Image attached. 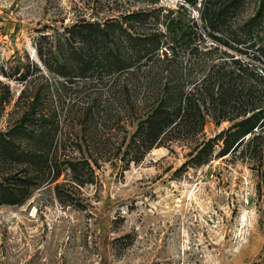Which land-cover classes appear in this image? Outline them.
I'll return each mask as SVG.
<instances>
[{"label":"rangeland","instance_id":"374dc122","mask_svg":"<svg viewBox=\"0 0 264 264\" xmlns=\"http://www.w3.org/2000/svg\"><path fill=\"white\" fill-rule=\"evenodd\" d=\"M201 2L179 9L182 0H0V264H264L261 128L242 135L246 117H208L204 163L198 145L185 141L135 161L128 146L139 119L119 133L99 123L86 136L79 116L91 81H66L37 52L54 51L75 23L128 21L162 7V15L194 18L201 46L237 59L264 84V26L253 34L242 27L261 0H245L205 35ZM5 141L29 153L51 145L52 171L16 162ZM81 162L75 173L70 163Z\"/></svg>","mask_w":264,"mask_h":264},{"label":"trees","instance_id":"16d2710c","mask_svg":"<svg viewBox=\"0 0 264 264\" xmlns=\"http://www.w3.org/2000/svg\"><path fill=\"white\" fill-rule=\"evenodd\" d=\"M182 1L179 9H184L185 3L197 4V0ZM217 4L216 0L201 2L203 35L208 29H218L229 12L246 8L245 0ZM163 10L161 7L130 13L128 21L75 23L64 29L54 51L48 49L50 56L41 45H37V52L43 64L66 81H91L92 88L84 95L79 116L86 136L99 123L119 133L125 131L124 122L139 119L128 146L135 161L155 147L185 141L198 145L197 162L204 163L202 156L212 147L211 139H203L208 117L217 123L246 117L237 125L238 130L243 128L242 135L254 128L264 131V119L257 118L264 113V84H255L251 79L254 73L237 59L217 57L213 47L201 46L194 18L185 21L179 10L176 16L170 15L172 10L160 14ZM261 25L264 26V0L242 27L246 34H253ZM260 52L264 56V45ZM97 134L90 141L101 140ZM5 144L13 148L9 152L16 162L36 167L43 162L52 171L51 145L42 154L26 152L14 143ZM81 164L84 162L70 166L79 174ZM49 174L60 175L61 171Z\"/></svg>","mask_w":264,"mask_h":264}]
</instances>
